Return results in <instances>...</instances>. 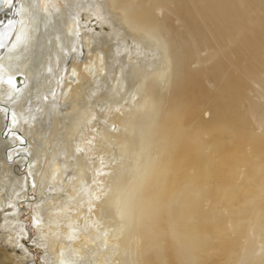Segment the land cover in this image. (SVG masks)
Returning <instances> with one entry per match:
<instances>
[{"label": "bare ground", "instance_id": "obj_1", "mask_svg": "<svg viewBox=\"0 0 264 264\" xmlns=\"http://www.w3.org/2000/svg\"><path fill=\"white\" fill-rule=\"evenodd\" d=\"M3 18L0 264H264V0Z\"/></svg>", "mask_w": 264, "mask_h": 264}, {"label": "rangeland", "instance_id": "obj_2", "mask_svg": "<svg viewBox=\"0 0 264 264\" xmlns=\"http://www.w3.org/2000/svg\"><path fill=\"white\" fill-rule=\"evenodd\" d=\"M14 4H15V3H14ZM14 4H13V5H14ZM100 14H101V12H100ZM50 126H52V125L50 124ZM45 133H46V131L41 130L40 132L37 133V135H41V136L44 137ZM23 220H24V222L32 223V222H31L32 220H30L28 213H27L26 215L23 216ZM28 244H29V243H28ZM36 252H38V251H36ZM39 255H40L39 253L36 254V256H37V261L35 262V264H41V263H40V260L38 259V258H39Z\"/></svg>", "mask_w": 264, "mask_h": 264}, {"label": "water", "instance_id": "obj_3", "mask_svg": "<svg viewBox=\"0 0 264 264\" xmlns=\"http://www.w3.org/2000/svg\"><path fill=\"white\" fill-rule=\"evenodd\" d=\"M2 22H5L4 24L7 23V21L5 20V18L2 19ZM0 42H1V39H0Z\"/></svg>", "mask_w": 264, "mask_h": 264}, {"label": "flooded vegetation", "instance_id": "obj_4", "mask_svg": "<svg viewBox=\"0 0 264 264\" xmlns=\"http://www.w3.org/2000/svg\"><path fill=\"white\" fill-rule=\"evenodd\" d=\"M8 15H10V13H8ZM14 17H15V14H14Z\"/></svg>", "mask_w": 264, "mask_h": 264}]
</instances>
